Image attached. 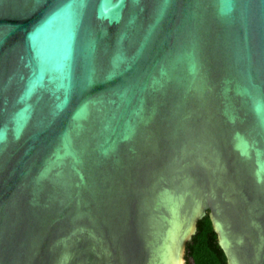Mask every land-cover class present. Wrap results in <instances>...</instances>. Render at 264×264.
Wrapping results in <instances>:
<instances>
[{
    "label": "water",
    "instance_id": "obj_1",
    "mask_svg": "<svg viewBox=\"0 0 264 264\" xmlns=\"http://www.w3.org/2000/svg\"><path fill=\"white\" fill-rule=\"evenodd\" d=\"M206 214L264 264V0H0V264H183Z\"/></svg>",
    "mask_w": 264,
    "mask_h": 264
},
{
    "label": "trees",
    "instance_id": "obj_2",
    "mask_svg": "<svg viewBox=\"0 0 264 264\" xmlns=\"http://www.w3.org/2000/svg\"><path fill=\"white\" fill-rule=\"evenodd\" d=\"M186 264H226L222 249L217 243L208 215L197 221L196 232L185 245Z\"/></svg>",
    "mask_w": 264,
    "mask_h": 264
},
{
    "label": "rangeland",
    "instance_id": "obj_3",
    "mask_svg": "<svg viewBox=\"0 0 264 264\" xmlns=\"http://www.w3.org/2000/svg\"><path fill=\"white\" fill-rule=\"evenodd\" d=\"M183 258H184L183 259V261H184L183 264H186L185 251H184V254H183ZM190 262H191L190 264H193V261L191 259H190Z\"/></svg>",
    "mask_w": 264,
    "mask_h": 264
}]
</instances>
